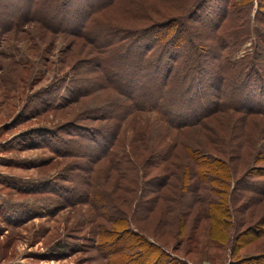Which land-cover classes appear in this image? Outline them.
Here are the masks:
<instances>
[{
    "label": "rangeland",
    "instance_id": "374dc122",
    "mask_svg": "<svg viewBox=\"0 0 264 264\" xmlns=\"http://www.w3.org/2000/svg\"><path fill=\"white\" fill-rule=\"evenodd\" d=\"M106 1L69 0L65 7L75 14L86 15L92 7ZM128 1L124 4L127 14H119L124 19L120 25L131 27L139 35H143L140 33L149 25L148 22L146 26L144 19L148 11L169 13L172 10L166 0ZM0 4L11 5L9 13L0 12V264H113L114 261L161 264L160 255L148 251L137 239H122L120 242L118 236L122 231H115L112 227L113 222L121 218L128 219L135 229L140 223L147 230V241L161 246L184 264H233L253 256L247 261L252 264L258 254H264V112L247 117L237 110L227 109L202 124L179 130L173 126L193 117L176 115L172 117L176 123L167 125L156 115L134 111L119 119L116 108L127 99L115 90H99L103 75L92 61L98 63L101 53L107 54L103 50L106 48L103 45L95 47L91 39L76 35L77 27L61 12L63 0H52L53 7L41 11L39 16L27 14L29 7L25 0H1ZM42 8L45 4L41 5ZM257 10L255 5L253 17ZM132 12L139 18H133ZM110 14L104 11L96 16L107 22L112 19ZM15 17L24 19L21 28L6 30V24ZM104 27L105 30L96 24L95 28L101 32L98 34L102 36H99L102 42L108 32L118 31L115 26ZM175 30V27L162 25L152 35L157 36L159 32L160 37L170 41L167 45L173 57L184 58L191 53L196 56L198 51L192 49L194 41L191 36L187 34L177 44L176 37L169 36ZM254 41L245 39L241 45L237 44L231 54L234 60L251 54ZM219 51L217 45H211L202 55L209 56L208 52L215 55ZM132 52L137 54L138 48H133ZM261 63L256 65L260 74H264V61ZM209 64L211 68L210 61ZM186 67L181 59V64H176L175 68L180 74ZM250 70L248 67L238 76ZM252 74L256 73L252 71ZM228 76L231 86L235 82L242 87L236 75L230 73ZM139 77L143 78L141 73L131 70L126 79L128 88L143 85V82L137 83ZM121 79L119 76L115 82ZM155 83V80L148 81L147 86ZM259 83V78L253 75L247 85L250 89L242 95L241 103L264 110V91L259 90ZM73 91L81 95L68 96ZM120 126H123L122 130H118ZM115 129L118 137L114 144L116 147L117 142L118 146L120 142L123 144L122 149H117L124 155L131 154L136 144H142V133L139 136L137 132L140 129L147 134L146 144L152 147L141 161L147 160L153 148L166 151L179 148L178 143L191 148L206 146V151L216 147L221 155L212 152L210 157L228 161L233 176L224 171L225 167L218 174L219 180H214L215 175L204 179L202 174L200 180L192 171V176L187 178L190 180L184 182L186 187L182 189L178 182L169 198L164 200L167 211L174 212L156 214L155 219L159 216L161 223H149L148 214H140L145 212L142 202L146 201L142 199L145 196L151 199L154 195L147 192L142 197L140 190L147 185L146 180L153 178L151 172L155 169L149 175L144 172L155 166L132 159L135 171L126 174L130 180L137 177L133 184L129 176L127 181L119 176L112 160L96 159L102 156L100 145L105 138L109 139V134L115 133ZM199 161L206 162L201 163L205 169L218 164L204 159ZM182 163L185 168L194 169L199 162L192 154ZM200 169L197 168L201 173ZM197 182L208 188L202 197L197 193ZM129 189H136L137 195L131 197L128 194V201H119V194ZM222 193L233 205L230 218L236 227L230 226L231 234L226 245L210 240L212 223L205 217L212 214L213 202L222 200ZM239 205L242 208L236 209ZM187 210L193 213L198 210L203 221L197 222L196 230L193 225L177 241L163 245L165 230L169 226L166 221L175 222L177 214H184ZM136 211L139 213L135 214ZM174 228L177 229L178 225ZM254 239L262 240L256 242ZM163 260L162 264H169L166 258Z\"/></svg>",
    "mask_w": 264,
    "mask_h": 264
},
{
    "label": "trees",
    "instance_id": "16d2710c",
    "mask_svg": "<svg viewBox=\"0 0 264 264\" xmlns=\"http://www.w3.org/2000/svg\"><path fill=\"white\" fill-rule=\"evenodd\" d=\"M25 1L29 7L27 11L29 15L34 14L35 16H39L41 11L53 7V4H51L52 0H46L45 3L43 0ZM68 1L69 0H63L64 6H62L63 10L61 12L64 16H68L70 19L69 21L77 27L75 31L77 32L76 35L91 39L95 47L103 45L107 49H103L107 54L103 55V53H101L98 63H96L95 60L92 61L94 65H97L99 72L103 75L99 90H115L127 99V101L119 103L116 108L117 114H119L117 117L119 119L125 117L126 114L131 115L134 111H139L140 114L156 115L162 123L169 125L170 123H176L172 119L173 116L180 114L192 116L193 119H186L183 123L173 126L179 130L186 129L187 126L195 125L196 123L201 122L202 124L207 119L227 109L237 110L247 117L264 112V110H256L252 106L241 103L243 98L242 95L247 94L248 89H250L247 85L250 84L253 75L259 78V90L264 91V74H260L258 70L259 66L256 65L262 64L261 62L264 61V0H166V4H168L173 11L171 10L169 13L165 11L162 12L161 10L151 11L153 14L149 13V11L147 13L144 12L146 13L144 17L147 21L146 26L148 22L149 25L143 28V33H140L143 35L137 34L131 27L120 25L124 19L120 17L119 14H127L124 4L129 2L128 0H107L105 3L92 7L88 10L86 15H80L78 12L75 14L72 10L65 7ZM132 3H134V1ZM43 4H45V8L41 9V5ZM255 5H257L258 10L257 14L253 17L252 14ZM10 6L11 5L8 4H0V12L9 13ZM104 11L107 13L111 12V20H107L106 22L104 20L102 21L100 18L98 19L96 15ZM260 12L263 13L261 16L259 14ZM131 15L133 18H139L133 12ZM19 18L20 17L12 18L11 21L6 24V30H17L21 28L24 19L21 20ZM96 24L102 26L104 30L105 25L115 26L118 31H114L112 34L108 32L105 41L102 42L103 39H100L99 36L101 35L98 34H101V32L99 30L95 31ZM128 25L131 26L130 23ZM136 25L139 26L140 23ZM162 25L176 28L175 32L169 33V36H171V38L176 37L175 41L177 44L181 43L182 37H186V35L189 34L191 40L194 41V48L192 49L193 51L197 50L198 54L193 56L191 53L190 55L184 56V58H180L178 55L173 57L168 49L169 45H167L170 41L160 37L159 32H157V36L152 35L155 31H158ZM196 27H199L200 30L197 31ZM252 27L255 28L253 29ZM251 28L255 32L252 33ZM137 36L139 38H137ZM164 36H166V33ZM245 39H255L253 52L249 55H245L241 60H234L233 56H231L232 51L236 48L237 44L241 45ZM98 43L102 44L99 45ZM211 45H217V49L220 50L218 54L210 55L208 52L209 56H203L202 53L210 49ZM133 48H138L137 54L132 52ZM181 59L183 65L187 67L179 74L175 67L176 64H181ZM207 59L208 62H206ZM209 61L213 65L211 68ZM162 63L164 66L162 65L161 68L159 65ZM253 64L255 65L253 66ZM247 66L250 67L251 70L238 76V74H242V71L248 68ZM131 70L142 74L143 78L139 77L137 83L143 82V85L139 84L137 88H128L129 85L126 79L129 78V72ZM252 71L256 74H252ZM230 73H233L234 77L235 75L238 77V82L242 87L235 85V82L232 86L230 85L231 81H229L230 78H228V74ZM158 74H161V76L159 77ZM119 76L122 77V79L115 82ZM149 76L151 77L149 78ZM154 80L156 81L155 85L150 87L147 86L148 81L150 83ZM174 81H176V84ZM229 86L232 88L226 91ZM91 88L93 89V87ZM188 88H191V90L189 91ZM79 95L81 94H78L77 91H73L69 93L68 96L76 97ZM238 96H241L240 99ZM185 102H187L188 105L184 106ZM106 112L107 111H105V113ZM122 127L123 126L118 127V130H122ZM137 132H139V136L142 133V144H136L131 154L125 152L126 155H124L121 150L119 151L117 149V147L122 149L123 144L120 142L118 146L117 142V147L116 144H114L115 139L118 137V131H116V129L115 133L109 134V139L105 138L102 144L99 142L97 143L98 145L101 144L100 151L102 152V156L96 157V159L112 160L114 165H117L119 176L126 181L129 176V174H126L127 171L130 173L135 171L132 167L133 160L139 159L141 161V157L146 155L148 148H152L146 144L147 134L140 131V129H138ZM104 134L107 135L108 133ZM178 145L180 146L179 148H172L166 151L153 148L149 156H146L147 160L144 159L140 163L143 164L146 161L145 164L147 166L149 164L155 166L149 168L147 172H144L145 175H149V172L153 171V169L159 171L151 172L153 173H150L153 178L151 180H146L147 185H144L145 187H142V190H140L142 197L143 194L147 192L154 195L151 199H146L147 196L142 199V201H146L142 202L145 204V208H143L145 212H140V214H148L147 219H149V223H161L162 219H160L159 216L155 219L156 214H167V212L168 214H172V212H174L172 210L167 211L168 207H164V200L169 198L172 192L171 190L177 186L178 182L181 183L182 189L186 187L184 182L185 180L186 182L190 180H187V178L188 176L189 178L192 176V171L195 173L197 179H199L202 174L204 179L208 178L209 175H215L214 180L217 178V180H219L218 174L222 171V167H225L224 171H226L230 177L233 176L232 166L229 165L228 161L219 157H210L213 156L211 154L212 152L221 153L218 148L215 147V149L211 151H206V146L202 145L198 146L199 148H191L182 143H178ZM137 152L139 154H137ZM192 154H195L197 161L200 163H197L196 167L198 169L201 168V173L195 167H193L194 169L185 168L182 163L185 159L189 158V156L192 157ZM203 159L204 161L207 160V162L209 160V163L218 164L211 167L209 166V169H205L201 167L204 166V164L201 163L206 162L199 161ZM173 167H176V169H172ZM187 170L191 173L189 174ZM131 176L133 177V175ZM130 179L129 176V180ZM136 180L137 177H133L130 182L133 181L134 184ZM200 180L202 179L200 178ZM205 181L202 182L205 183ZM201 184L202 183L197 182L195 185L198 188V195L202 197L204 195L203 191L206 189L208 190V188H205L203 185L201 186ZM151 187L154 189L152 190ZM132 190L122 191L119 194V201H128V194L131 195V197H135L137 191L136 189V192ZM221 196L222 200L220 202H213L212 214H206L205 217L212 223L211 233H209L210 240L215 243L226 245L225 243L229 240L231 234L229 231L230 226H234L230 218V215L233 214L231 211L233 205L224 193H222ZM185 205H187V203ZM162 207L164 208L162 209ZM241 208V205H239L236 209ZM136 209L137 208H135V210ZM147 211L148 213H146ZM191 211L192 210H187L186 213H184L185 217L184 214H177V220L175 219V222L174 220L166 221V224L169 223V226L165 230L166 241L163 245H167L175 239L177 241L178 238L185 234L188 228H193V225L195 226V230L198 228L197 222L203 219L202 215L198 210H196L195 213ZM138 213L139 211L135 212V214ZM190 218H193V220L191 221ZM176 225H178L177 229L174 228ZM136 227L137 230L130 226L128 219L121 218L113 222L112 229L115 231H122V235L118 236L120 242H122V239L131 240L135 238L141 245L146 246L148 251L157 252L160 255L161 264L164 258H166L169 264H184L181 260L172 257L171 253L161 246L154 242L151 243L147 241L148 238L145 236L147 230H145L146 228H142L140 223L136 224ZM233 229H236V227L234 226ZM195 230L193 231L192 229L191 231L195 233ZM107 235L110 237L109 233H107ZM107 239L108 237L105 238V240ZM254 240L257 242L262 239ZM148 251L145 252L150 255ZM252 257L253 256L245 257L243 260L234 262L233 264H247L249 260H252ZM257 258L258 259L253 262L251 261L252 264H261L264 259V254H258ZM112 263L121 264L116 261Z\"/></svg>",
    "mask_w": 264,
    "mask_h": 264
}]
</instances>
